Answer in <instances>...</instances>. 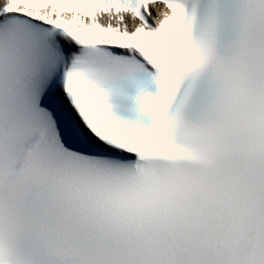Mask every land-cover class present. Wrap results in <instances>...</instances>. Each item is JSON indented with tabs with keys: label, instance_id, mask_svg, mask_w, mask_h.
Here are the masks:
<instances>
[{
	"label": "snow or ice",
	"instance_id": "6c2138e0",
	"mask_svg": "<svg viewBox=\"0 0 264 264\" xmlns=\"http://www.w3.org/2000/svg\"><path fill=\"white\" fill-rule=\"evenodd\" d=\"M0 264H264V0H0Z\"/></svg>",
	"mask_w": 264,
	"mask_h": 264
}]
</instances>
